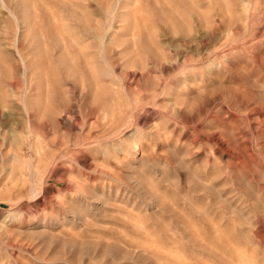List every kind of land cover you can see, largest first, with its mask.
<instances>
[{"label":"rangeland","instance_id":"obj_1","mask_svg":"<svg viewBox=\"0 0 264 264\" xmlns=\"http://www.w3.org/2000/svg\"><path fill=\"white\" fill-rule=\"evenodd\" d=\"M0 264H264V0H0Z\"/></svg>","mask_w":264,"mask_h":264}]
</instances>
